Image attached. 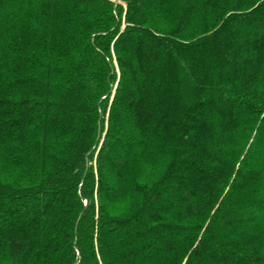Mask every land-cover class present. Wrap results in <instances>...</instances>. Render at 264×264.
<instances>
[{
	"label": "trees",
	"instance_id": "obj_1",
	"mask_svg": "<svg viewBox=\"0 0 264 264\" xmlns=\"http://www.w3.org/2000/svg\"><path fill=\"white\" fill-rule=\"evenodd\" d=\"M0 264H264V0H0Z\"/></svg>",
	"mask_w": 264,
	"mask_h": 264
},
{
	"label": "water",
	"instance_id": "obj_2",
	"mask_svg": "<svg viewBox=\"0 0 264 264\" xmlns=\"http://www.w3.org/2000/svg\"><path fill=\"white\" fill-rule=\"evenodd\" d=\"M115 2H118V0H114Z\"/></svg>",
	"mask_w": 264,
	"mask_h": 264
}]
</instances>
